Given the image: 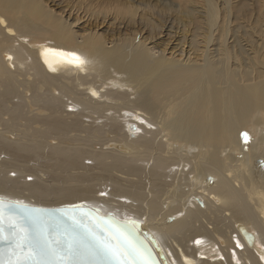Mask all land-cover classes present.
<instances>
[{"label":"bare ground","instance_id":"obj_1","mask_svg":"<svg viewBox=\"0 0 264 264\" xmlns=\"http://www.w3.org/2000/svg\"><path fill=\"white\" fill-rule=\"evenodd\" d=\"M263 6L0 0V194L139 219L172 264H264Z\"/></svg>","mask_w":264,"mask_h":264},{"label":"water","instance_id":"obj_2","mask_svg":"<svg viewBox=\"0 0 264 264\" xmlns=\"http://www.w3.org/2000/svg\"><path fill=\"white\" fill-rule=\"evenodd\" d=\"M0 209V264H116L111 257L93 254V233L122 253L127 251L123 247L127 237L142 254L137 264H172L155 234L136 218L104 213L89 203L47 206L3 194ZM238 229L252 246L254 234L245 225H238ZM41 247L43 253L39 252Z\"/></svg>","mask_w":264,"mask_h":264},{"label":"snow or ice","instance_id":"obj_3","mask_svg":"<svg viewBox=\"0 0 264 264\" xmlns=\"http://www.w3.org/2000/svg\"><path fill=\"white\" fill-rule=\"evenodd\" d=\"M244 136L247 139V133H244ZM0 213H2V209H0ZM0 219H2V215H0ZM93 237L95 240V245L91 249L93 254L98 257H111L115 260L116 264H129V261H131V264H137L138 258L142 255L139 249L128 241L127 237H124L123 241V247L127 250L126 253H122L120 248L112 246L102 236L93 233ZM21 239H23V237H21ZM69 247L71 249L72 245ZM39 252L43 253L44 248L41 247ZM71 254L70 251L69 255ZM35 264H41V262L36 261ZM45 264H47V262H45Z\"/></svg>","mask_w":264,"mask_h":264},{"label":"rangeland","instance_id":"obj_4","mask_svg":"<svg viewBox=\"0 0 264 264\" xmlns=\"http://www.w3.org/2000/svg\"><path fill=\"white\" fill-rule=\"evenodd\" d=\"M264 7V6H263ZM249 129V128H248ZM248 132V131H247Z\"/></svg>","mask_w":264,"mask_h":264}]
</instances>
